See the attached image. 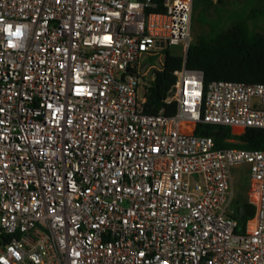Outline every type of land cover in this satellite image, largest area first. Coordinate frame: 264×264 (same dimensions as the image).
I'll use <instances>...</instances> for the list:
<instances>
[{
  "label": "built area",
  "instance_id": "2783aa9c",
  "mask_svg": "<svg viewBox=\"0 0 264 264\" xmlns=\"http://www.w3.org/2000/svg\"><path fill=\"white\" fill-rule=\"evenodd\" d=\"M192 4L0 0V264H264V151L194 135L264 130V84L203 89L183 65L175 114L145 113ZM241 165L254 214L237 233Z\"/></svg>",
  "mask_w": 264,
  "mask_h": 264
},
{
  "label": "trees",
  "instance_id": "16d2710c",
  "mask_svg": "<svg viewBox=\"0 0 264 264\" xmlns=\"http://www.w3.org/2000/svg\"><path fill=\"white\" fill-rule=\"evenodd\" d=\"M223 0H193L192 10L198 11L199 26H208V32L190 42L185 58L175 56L171 49L163 51V65L155 71L154 81L146 93L145 113L155 115L164 109L167 116L176 112V103L166 104L165 100L175 84V72L184 65L189 70L200 71L203 75V89L213 81L264 84V34L249 27L255 16L250 15L238 21L207 19V12ZM259 12H264V0H256ZM161 8L159 7V11ZM196 136L211 137L216 149H245L264 151V130L246 129L236 135L229 127L198 123ZM247 203L234 199L233 207ZM247 218L238 221L237 233H243Z\"/></svg>",
  "mask_w": 264,
  "mask_h": 264
},
{
  "label": "rangeland",
  "instance_id": "374dc122",
  "mask_svg": "<svg viewBox=\"0 0 264 264\" xmlns=\"http://www.w3.org/2000/svg\"><path fill=\"white\" fill-rule=\"evenodd\" d=\"M214 2L216 0H213ZM217 7H210L207 12V19L209 21L219 18L222 21H238L254 15L255 18L249 22V27L253 28L256 32L264 34V12L258 11L259 4L256 0H223L221 4H215ZM264 7V4H262ZM198 11L192 10V20H191V42L195 41L198 36L208 32V26H199L198 23ZM173 52H179L177 48L172 49ZM148 81L152 79L149 75ZM140 84H143L142 82ZM140 94L143 93V85H141ZM235 133V132H234ZM237 134V133H235ZM232 185L234 199H239L240 201H246L248 191L250 188V177L248 174L247 166L241 165L232 169Z\"/></svg>",
  "mask_w": 264,
  "mask_h": 264
},
{
  "label": "water",
  "instance_id": "95a60500",
  "mask_svg": "<svg viewBox=\"0 0 264 264\" xmlns=\"http://www.w3.org/2000/svg\"><path fill=\"white\" fill-rule=\"evenodd\" d=\"M175 92L174 89L168 94L169 97L173 95ZM254 214L253 206L249 203H243L236 207L235 209V217L238 221H242L244 218H250Z\"/></svg>",
  "mask_w": 264,
  "mask_h": 264
}]
</instances>
